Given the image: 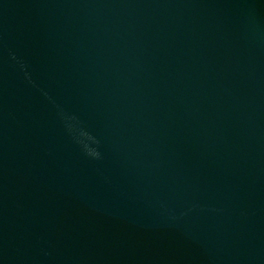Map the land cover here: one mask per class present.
I'll use <instances>...</instances> for the list:
<instances>
[{
  "label": "water",
  "instance_id": "obj_1",
  "mask_svg": "<svg viewBox=\"0 0 264 264\" xmlns=\"http://www.w3.org/2000/svg\"><path fill=\"white\" fill-rule=\"evenodd\" d=\"M0 264H264V0H0Z\"/></svg>",
  "mask_w": 264,
  "mask_h": 264
}]
</instances>
